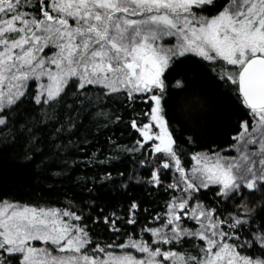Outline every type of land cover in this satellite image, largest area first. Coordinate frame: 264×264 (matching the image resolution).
I'll return each mask as SVG.
<instances>
[{"label": "snow or ice", "instance_id": "1", "mask_svg": "<svg viewBox=\"0 0 264 264\" xmlns=\"http://www.w3.org/2000/svg\"><path fill=\"white\" fill-rule=\"evenodd\" d=\"M0 264H264V0H0Z\"/></svg>", "mask_w": 264, "mask_h": 264}, {"label": "trees", "instance_id": "2", "mask_svg": "<svg viewBox=\"0 0 264 264\" xmlns=\"http://www.w3.org/2000/svg\"><path fill=\"white\" fill-rule=\"evenodd\" d=\"M189 72V69L187 67H183V66H180L178 67L177 69V74H180V73H184L185 75ZM210 93L211 92H214V89H209ZM213 103L214 104H217V100L216 98L213 99ZM219 106V105H217ZM232 128L229 127V126H225L223 128H221L218 133H216L215 135V138H216V141L217 142H221L223 140H226L231 132ZM75 193L77 195H80V189H75L74 190ZM130 191L134 192L136 195H140L143 191V189L141 187H135L134 189H131ZM26 192L28 193L27 196H25V198H29V196L33 199H36V198H39L40 196H44L46 199H49V200H55L56 199V194L54 193H49L47 192L46 190H41V189H27ZM86 198V197H85ZM99 203H101L102 205L103 204H109L110 203V200L108 197H103L102 196V199L101 201H99ZM108 210H111L110 208ZM100 229L103 230V226L101 225L100 226Z\"/></svg>", "mask_w": 264, "mask_h": 264}]
</instances>
